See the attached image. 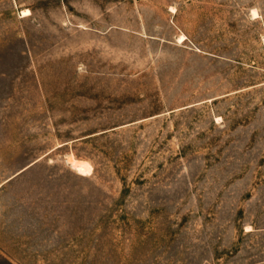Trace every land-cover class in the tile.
I'll return each instance as SVG.
<instances>
[{
  "label": "rangeland",
  "instance_id": "obj_1",
  "mask_svg": "<svg viewBox=\"0 0 264 264\" xmlns=\"http://www.w3.org/2000/svg\"><path fill=\"white\" fill-rule=\"evenodd\" d=\"M0 264H264V0H0Z\"/></svg>",
  "mask_w": 264,
  "mask_h": 264
},
{
  "label": "bare ground",
  "instance_id": "obj_2",
  "mask_svg": "<svg viewBox=\"0 0 264 264\" xmlns=\"http://www.w3.org/2000/svg\"><path fill=\"white\" fill-rule=\"evenodd\" d=\"M27 14V13H26ZM73 166H75L81 175H85L89 170V163L86 161L72 160Z\"/></svg>",
  "mask_w": 264,
  "mask_h": 264
}]
</instances>
